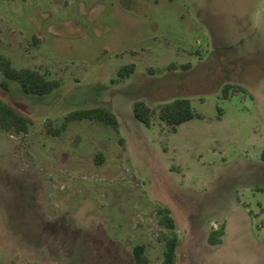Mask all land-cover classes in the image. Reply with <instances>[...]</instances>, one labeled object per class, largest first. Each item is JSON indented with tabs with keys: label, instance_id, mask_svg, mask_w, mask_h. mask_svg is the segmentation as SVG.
Instances as JSON below:
<instances>
[{
	"label": "rangeland",
	"instance_id": "374dc122",
	"mask_svg": "<svg viewBox=\"0 0 264 264\" xmlns=\"http://www.w3.org/2000/svg\"><path fill=\"white\" fill-rule=\"evenodd\" d=\"M0 55L60 82L27 95L0 73V98L33 122L0 130V264H133L136 243L159 264L157 207L175 264H264V0H0ZM225 84L243 90L224 98ZM173 98L199 116L175 133L132 117L134 100ZM93 106L116 131L50 132Z\"/></svg>",
	"mask_w": 264,
	"mask_h": 264
},
{
	"label": "trees",
	"instance_id": "16d2710c",
	"mask_svg": "<svg viewBox=\"0 0 264 264\" xmlns=\"http://www.w3.org/2000/svg\"><path fill=\"white\" fill-rule=\"evenodd\" d=\"M134 71L133 64L123 65L118 68L116 76L118 78H127ZM0 73L8 80L16 82L21 91L27 95L43 96L52 93L60 86L56 79H47L39 71L31 68H16L11 60L0 55ZM4 86V85H3ZM237 92L243 89L236 85L225 84L222 87V96L227 97L228 91ZM131 114L135 121L145 128L151 125V115L155 114L156 119L168 127L170 133H175L176 128L194 117H199L191 108L190 102L186 98H173L166 102L157 104L154 109L149 108L146 103L137 99L131 103ZM89 120L107 126L113 131L117 130L118 122L110 110L101 106H93L85 109L70 111L63 119V122L57 129H50L54 136L63 133L68 123ZM32 120L16 110L12 105L0 98V130L11 135L27 134L32 126ZM264 161V152L261 155ZM101 155H95V164H100ZM156 224L162 230L161 241L162 251L159 264H175V250L178 245V238L174 232V222L169 216V212L164 207L155 209ZM224 236V224L221 223L218 229L208 232L206 242L210 246L218 245L222 242ZM133 264H146L145 245L136 243L131 247Z\"/></svg>",
	"mask_w": 264,
	"mask_h": 264
}]
</instances>
